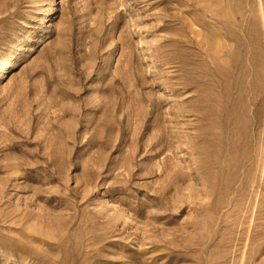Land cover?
Here are the masks:
<instances>
[{
    "label": "rangeland",
    "instance_id": "rangeland-1",
    "mask_svg": "<svg viewBox=\"0 0 264 264\" xmlns=\"http://www.w3.org/2000/svg\"><path fill=\"white\" fill-rule=\"evenodd\" d=\"M12 57L0 264H264V0H0Z\"/></svg>",
    "mask_w": 264,
    "mask_h": 264
},
{
    "label": "bare ground",
    "instance_id": "bare-ground-1",
    "mask_svg": "<svg viewBox=\"0 0 264 264\" xmlns=\"http://www.w3.org/2000/svg\"><path fill=\"white\" fill-rule=\"evenodd\" d=\"M252 46H253V45H252ZM252 48H253V47H252ZM253 53H254V52H253ZM256 55H257V54H256ZM256 55H255V56H256ZM257 57H258V56H257ZM254 58H255V57H254ZM13 60H14V57H12L11 60H9V61H7V62H5V63L2 64V66H1V68H0V78L3 76L2 73L4 72V70H6L7 67L13 65ZM251 60H254V59L252 58ZM257 60H258V59L254 60V61H257ZM248 61H249V60H248ZM254 61H253V62H254ZM250 63H251V62H250ZM258 63H259V62H258ZM262 63H263V62H262ZM254 65H256V68H257V67L259 68V66H260V65L257 66V64H255V62H254ZM263 65H264V64H263ZM251 66H252V64H251L249 67H251ZM262 67H263V66H262ZM248 69H249V68H248ZM254 69H255V68H254ZM261 70H262V69H261ZM261 70L259 69V71H261ZM249 71H250V70H249ZM260 73H261V72H260ZM262 73H263V72H262ZM258 74H259V72H258ZM258 74H256V72H255V75L253 74V75H254V78L256 77L253 81H251V84H252V82H253V86H252L253 89H257L258 85H262V84H258V82H259V83L261 82L260 80H258V77H260V75H258ZM253 75H251V76H252V79H253ZM261 75H262V74H261ZM263 75H264V74H263ZM249 77H250V76H249ZM260 78H261V77H260ZM237 80H238V79H237ZM249 80H251V79H249ZM232 81H233V80H232ZM246 81H247V80H246ZM263 81H264V80H263ZM235 82H237V81H235ZM232 83H234V82H232ZM237 83H238V82H237ZM239 84H240V83H239ZM245 84H246V83H245ZM263 84H264V83H263ZM234 87H235V85H234ZM238 87H239V86H238ZM249 87H250V86H249ZM261 87H262V86H261ZM247 88H248V87H247ZM250 88H251V87H250ZM253 89H252V90L250 89V90L253 91ZM247 90H248V89H247ZM257 90H258V89H257ZM247 92H248V91H247ZM257 92H258V91H257ZM253 93H254V92H253ZM247 94H248V93H247ZM252 95H254V94H251V96H252ZM251 96H250V97H251ZM254 96H255V95H254ZM252 99L254 100V98H251L250 101H252ZM236 103H237V102H236ZM234 104H235V103H234ZM234 104H233V105H234ZM238 104H239V103H238ZM236 106H238V105L236 104ZM232 109H234L233 106H232ZM232 109H231V110H232ZM235 109H236V108H235ZM231 110H230V111H231ZM236 110H237V109H236ZM232 111L234 112V110H232ZM232 111H231V115H233V112H232ZM235 112H236V111H235ZM235 112H234V113H235ZM235 114H236V113H235ZM235 114H234V115H235ZM237 117H238V116H237ZM228 118H229V117H228ZM232 118H233V117H232ZM235 118H236V117H235ZM232 120H233V119H232ZM235 120H236V119H235ZM237 120H238V119H237ZM233 123H234V122H233ZM235 125H236V124H235ZM232 146H233V145H232ZM234 148H235V147H234ZM230 150H232V149H230ZM232 151H233V150H232Z\"/></svg>",
    "mask_w": 264,
    "mask_h": 264
}]
</instances>
